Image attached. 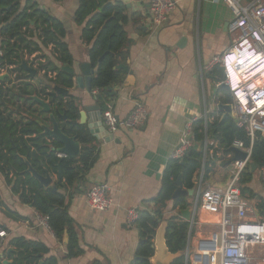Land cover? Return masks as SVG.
I'll return each instance as SVG.
<instances>
[{
    "label": "crops",
    "instance_id": "crops-1",
    "mask_svg": "<svg viewBox=\"0 0 264 264\" xmlns=\"http://www.w3.org/2000/svg\"><path fill=\"white\" fill-rule=\"evenodd\" d=\"M34 1L64 24V40L73 56L72 66L77 77L81 74V65L90 63L88 46L82 39L84 26L78 24L75 18L80 0ZM24 3L25 0H22ZM177 3V8L162 24L154 20L151 0H131V8L124 3L129 17L125 25L128 56L121 64L129 70L119 68L126 74L121 83L112 86L114 97L108 102L112 103L114 112L122 119L131 113L137 100L145 103L149 114L141 127L132 130L122 128L109 140L96 138L98 158L94 166L83 180L76 181L69 189H60L70 197L68 211L84 253L68 258V244L64 243V238L60 241L50 227L40 222L36 209L22 201L21 193L8 183L0 170V229L6 231V235L0 237L2 263L4 260L11 261L8 264L14 262L15 246L11 242L15 238L43 243L49 249L46 256L57 257L59 264H131L135 260L140 231L137 224L131 226L127 223L128 210L133 207L149 211L155 209L151 200L161 189L165 169L179 143L185 123L193 116L203 114L205 107L213 114L220 113L219 103L228 104L231 99L228 89L223 86L222 66L212 62L232 43L228 30L234 18L232 10L222 0H177ZM36 54L39 57L45 54L55 60L52 45ZM28 61L37 69V74L32 77L26 71L23 80L20 83L14 80L13 84L18 88L23 83H32L39 89L44 74L32 65L29 58ZM8 74H0V81ZM6 85L12 86L11 83ZM68 90L79 98L80 110L87 106L98 107L87 112V123H98L99 126L100 121L108 133L103 121L104 111L96 102L94 92H88L77 83ZM33 96L38 95H29L32 100ZM10 108L15 109L16 106ZM28 113L31 112L22 104V116ZM16 117L21 115L16 114ZM63 121L60 120L61 126ZM216 152L218 154L213 158L207 157L214 159V163L206 185L225 188L234 153H227L219 147ZM53 177L50 186L58 191V174H53ZM100 182L109 183L110 195L116 203L108 211L94 210L86 200V191ZM248 186L250 192L244 196L255 209L253 218L264 221L257 208L258 203L264 201L260 169L254 172ZM185 198L192 206L195 194ZM181 210L179 206L175 207L174 200H170L165 208V218L178 215L185 220ZM213 219L214 216L204 211L196 215L191 237L193 248L208 242L213 231L208 223ZM163 222L168 226L167 221ZM255 250L264 253V248L256 247Z\"/></svg>",
    "mask_w": 264,
    "mask_h": 264
},
{
    "label": "trees",
    "instance_id": "trees-1",
    "mask_svg": "<svg viewBox=\"0 0 264 264\" xmlns=\"http://www.w3.org/2000/svg\"><path fill=\"white\" fill-rule=\"evenodd\" d=\"M62 1V0H56ZM78 24L83 25L82 39L88 46L89 61L92 69L99 66L93 76L92 92L99 107L104 111L107 102L113 98L112 86L121 83L125 71L117 65L125 63L128 53V43L125 25L129 17L125 4L119 0H80L75 13ZM66 29L64 24L47 10L41 8L34 0H0V68L7 67L9 74L0 81V170L14 189L21 193L24 203L32 205L38 213L48 216V225L55 236L62 241L68 233L67 257L73 258L84 253L80 247L74 220L68 211L70 197L60 189L71 188L78 180H83L98 158L96 138L90 134L87 125L73 124L80 118V100L72 94L60 95L53 99L50 92L56 85L72 89L76 86V77L62 69L63 65H73V56L64 40ZM53 46V55L42 54L44 62H40L39 71L45 70L41 86L33 87L32 83H23L16 88L11 78L12 72L18 73V78L26 75L22 67L23 60L28 61L30 55L44 48ZM103 57L102 61L100 59ZM9 66H13L10 69ZM55 72L50 77L48 72ZM7 81V82H6ZM12 84L7 86L6 84ZM37 94L49 100L52 111L66 112L68 120L62 122L65 133L75 136L81 143V153L77 157L57 156L60 142L46 135L41 123L49 121L47 113L40 111L41 107L29 95ZM22 104L29 112L22 116ZM16 106L11 109L10 106ZM35 106V108H34ZM16 114L21 115L17 118ZM206 127L203 120H198L194 126V145L187 151L181 161L171 158L162 179L158 195L151 201L155 209H141L137 220L140 231L137 258L131 264H152L150 258L154 255L156 229L162 221H167L166 242L171 252L183 253L188 242L190 223L178 215L165 218L167 202L174 200L175 207L181 209L190 205L185 196L173 199L177 186L175 181L182 175L183 186L196 188L194 178L200 177L203 169V185L209 179L214 159L206 158L204 164V137ZM209 138L218 140L219 148L230 153L229 148L236 139L250 144L245 129L240 128L235 120L221 111L219 116L207 126ZM39 173L58 174L61 169L63 181L57 182L58 191L51 186H43L35 177L27 172L26 159ZM211 162V165L209 164ZM251 162L256 164V170L264 165V135H256ZM250 164L243 170L240 177V187L243 194L250 192L248 184L252 181L254 172ZM12 174V175H11ZM258 212L264 217V201L258 203ZM15 257L12 264H59L55 256H46L49 249L41 242L15 238ZM11 255L13 253H10ZM0 264L2 260L0 258ZM173 264H184V255L177 258Z\"/></svg>",
    "mask_w": 264,
    "mask_h": 264
},
{
    "label": "built area",
    "instance_id": "built-area-1",
    "mask_svg": "<svg viewBox=\"0 0 264 264\" xmlns=\"http://www.w3.org/2000/svg\"><path fill=\"white\" fill-rule=\"evenodd\" d=\"M222 1L230 7L234 15L228 27L232 43L223 53L215 56L212 63L220 64L223 68L222 81L230 93L231 99L228 103L233 107L232 118L240 128L245 129L250 144L246 145L239 139L233 141L232 146L246 152L247 156L244 159L232 160L229 165L230 178L225 188L204 186L202 169L192 205L191 237L195 217L200 211L214 216L208 223L213 231L208 242L203 243L201 247L193 248L190 237L183 254L184 264H264V253L255 250L256 247L264 248V221L253 218L255 209L240 187L241 173L251 162L256 135H264V0ZM177 5V0H151L150 8L156 23L162 24ZM28 58L35 67L45 61L37 54ZM9 67L13 69V66ZM7 69L0 68V74H6ZM41 72L46 73L45 70ZM48 74L54 77L56 73L49 71ZM11 76L19 83L22 81L17 72H12ZM148 114L145 103L137 100L131 113L122 119L114 112L112 103L108 102L103 112V121L107 132L114 135L122 128L132 130L143 126L148 120ZM218 116L219 112L213 114L205 107L203 114L189 119L185 123L172 158L181 161L194 145V126L201 119L206 127L204 164L208 156L213 158L217 155L219 142L209 138L207 126ZM57 156L63 158L68 157V154L58 152ZM260 172L264 182V165ZM110 190L111 186L107 182L93 184L85 194L87 203L94 210L108 211L116 205ZM36 215L43 225L50 227L48 216L40 213ZM139 215L138 207L130 208L127 223L135 226ZM5 235L6 231L0 229V237Z\"/></svg>",
    "mask_w": 264,
    "mask_h": 264
},
{
    "label": "water",
    "instance_id": "water-1",
    "mask_svg": "<svg viewBox=\"0 0 264 264\" xmlns=\"http://www.w3.org/2000/svg\"><path fill=\"white\" fill-rule=\"evenodd\" d=\"M119 1L125 3L127 8L132 7L131 0H119ZM102 59L103 57L100 59V61H102ZM21 65L22 67H24L26 71H28L30 76L34 77L37 74V69L31 66L26 60H23ZM117 68H123L126 71L129 70V68L123 64L117 65ZM62 69L70 72L73 75L75 74V70L73 66L63 65ZM98 69L99 66H97L95 69H92L90 63H83L81 65V74L76 77L77 85H79L81 88L85 87L88 92H92L93 76L97 73ZM223 86L228 89L226 84ZM68 94H69V90L59 85H56L54 87V90L50 92V95L52 96L53 99H56L60 95L66 96ZM32 98L34 101L38 103V105H40L41 107L40 111L48 114L50 123L48 124L41 123V127L43 128V131L46 135L60 142L61 146L57 149V151L64 152L68 154V156L73 158L79 156L82 148L81 143L77 140L75 136H71L65 133L60 125V120H64V121L68 120L67 113L65 111L64 112L57 111V113H54L52 111V106L50 105L49 101H46L45 99L39 96H33ZM97 108H98L97 106H87L85 107L84 110H80V118L79 120L72 121L73 124L85 125L87 123V112ZM218 108L221 111L224 110L225 113L229 114L231 117H234L233 107L231 104L219 103ZM86 125L90 134L97 139L105 138L109 140L114 136L113 134L106 133L104 126L100 121H99V126L98 123H90V122H88ZM194 147L198 148L199 145L195 144ZM229 150L234 153V158H233L234 160L244 159L247 156L246 152H243L237 147L232 146L229 148ZM26 162L28 165V168L26 170L27 172H29L33 177H35L43 186L49 187L50 185H52L54 181V177L50 174V172L47 169L45 170V174H41L36 169L33 168V166L28 161V159H26ZM256 168H257L256 164L254 162H251L252 171H255ZM58 181L59 182L63 181L61 169H59L58 172ZM194 181L198 182L199 178L196 177ZM175 184L177 188L173 193V199H177L180 196H188L195 194L194 188H190V189L184 188L182 182V175H179V177L175 181ZM181 214L183 218H185V220L191 223L193 217V207L188 206L186 208H183L181 210ZM166 231H167V224L165 222L161 223V225L156 229V241L154 244L155 251H154V255L150 258L152 264H173L174 261L182 255V253L180 252L173 253L170 251L166 242ZM190 237H191V224L188 234V241ZM64 243L66 245L68 244L67 232L65 233L64 236ZM136 258L137 257H135V259ZM3 262L5 264H8L11 261L4 260Z\"/></svg>",
    "mask_w": 264,
    "mask_h": 264
},
{
    "label": "rangeland",
    "instance_id": "rangeland-1",
    "mask_svg": "<svg viewBox=\"0 0 264 264\" xmlns=\"http://www.w3.org/2000/svg\"><path fill=\"white\" fill-rule=\"evenodd\" d=\"M7 73H9L8 70H7ZM227 177L230 178V172L227 173Z\"/></svg>",
    "mask_w": 264,
    "mask_h": 264
},
{
    "label": "flooded vegetation",
    "instance_id": "flooded-vegetation-1",
    "mask_svg": "<svg viewBox=\"0 0 264 264\" xmlns=\"http://www.w3.org/2000/svg\"><path fill=\"white\" fill-rule=\"evenodd\" d=\"M22 80H23V77H22Z\"/></svg>",
    "mask_w": 264,
    "mask_h": 264
}]
</instances>
